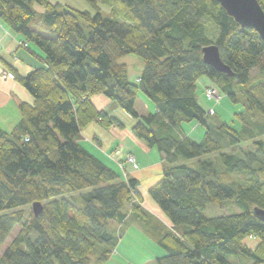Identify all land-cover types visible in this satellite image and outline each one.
Returning <instances> with one entry per match:
<instances>
[{"label":"trees","instance_id":"1","mask_svg":"<svg viewBox=\"0 0 264 264\" xmlns=\"http://www.w3.org/2000/svg\"><path fill=\"white\" fill-rule=\"evenodd\" d=\"M87 1L95 13L50 0H0V22L24 37L22 47L39 63L25 76L15 73L33 102L20 103L12 132L0 127V264H105L122 237L113 224L128 221L164 250L157 264H264V221L255 214L264 210L259 33L243 28L217 0ZM38 18L40 30L32 26ZM211 45L233 76L205 63L203 50ZM127 55L144 61L138 83L119 62ZM203 77L242 103L240 131L199 103ZM140 92L155 112L138 113ZM97 95L135 118L133 134L159 152L163 177L147 194L168 223L144 207L138 179L83 143L90 123L125 128L95 107ZM191 123L203 127L200 141L185 132ZM209 205L228 214L208 218ZM25 207H32L29 217Z\"/></svg>","mask_w":264,"mask_h":264},{"label":"rangeland","instance_id":"2","mask_svg":"<svg viewBox=\"0 0 264 264\" xmlns=\"http://www.w3.org/2000/svg\"><path fill=\"white\" fill-rule=\"evenodd\" d=\"M59 1L69 2V0L67 1L59 0ZM70 1L75 2L77 0H70ZM80 1L84 3V7L85 5L87 6L86 10L90 11L91 13H95L96 11L95 8L91 4H89L87 0H80ZM52 2H54V4L56 3L55 0H53ZM101 8H102V11H104L105 13L108 12V10L104 8L103 6ZM34 9L37 12L41 13L43 10V7L39 6L38 4H35ZM75 9L83 10V8L81 9L75 8ZM39 21H40V18H38L32 24L33 28H39V30L41 29V24ZM31 48L33 50L36 49V47L33 45H31ZM20 51H22V53H24L25 55L28 54L25 48H22ZM119 62L127 65L129 81L133 83H138V79L141 77L144 71V68H145V64L142 58L137 55H127L121 58ZM2 77H3V74H2ZM206 85H209V86H206ZM209 87H213L217 90V91L215 90L216 93H215V96L213 97V100H209L206 96V90ZM197 95H198L199 103L206 110L210 111L211 116H214V118L218 119L220 122L227 123L234 130H237V131L241 130L242 122L238 118V115L244 112V107L242 103L233 102L228 96L221 93L218 86L215 85L207 77H203L199 80ZM140 96L147 98L146 95L142 92H140ZM114 105L115 106H113L109 110L111 112L110 114L122 120L126 124L125 128L126 126H128L129 128H132L137 120H135V118H133L131 115L125 112L117 104H114ZM20 117H21L20 111L14 106L10 105L9 107L0 110V125L5 130L12 132L14 130L13 129L14 122L20 119ZM186 126H187V129L190 131L189 124H186L185 127ZM111 128H118V127H111ZM118 129H121V128H118ZM200 129H202L200 131V134L201 133L203 134L204 133L203 127L201 126ZM105 130H109V129H105ZM200 134L199 132H192L191 137L193 139H200L201 138ZM261 139H264V137ZM118 150H119V147L113 150L109 154L108 158L116 159L117 157L116 153ZM139 154L142 155L141 156L142 162L140 160L137 162L138 169H135V172H134L133 166L130 165V166H127V168L129 169L128 171H131L133 172V174H135L134 177H137L140 179V182H141L140 190L144 194V196L147 197L148 199L147 202L144 203V207L148 209L152 214L155 215V210H154L155 208L153 207V205L157 209L158 207L151 200L147 192L154 184L160 181L161 178L163 177L164 165L160 164V158L158 156L159 152L156 149L153 150L152 154L142 153V152H139ZM143 160H145V163L153 164L154 166L152 168H145V163L143 162ZM111 166L115 167L114 164H111ZM123 175L125 177H129L127 172L123 173ZM237 177L238 179L244 178L243 176H237ZM237 177H233V178L236 179ZM24 209L26 210L27 217H29L30 215L29 212H30V209H32V207H25ZM204 214L208 218L220 217V216L227 215L228 210L221 209L217 205H209L205 209ZM158 218L161 219L162 221L167 222L165 219H163L162 216H158ZM113 227L117 229L118 232H120L121 230L122 237L119 241L118 246L116 247V249L110 256L109 260L105 264H157V259L159 257H162L165 254L164 250L149 235H147L137 223L128 221L127 225L123 226L122 228L118 226L117 224H113ZM18 232H19V228H16L11 234V236L9 237L6 245H8L16 237ZM247 243L250 246L254 247L258 243V241L249 240ZM93 257L94 255L92 254L91 258ZM232 260L236 262L239 259L233 258Z\"/></svg>","mask_w":264,"mask_h":264},{"label":"crops","instance_id":"3","mask_svg":"<svg viewBox=\"0 0 264 264\" xmlns=\"http://www.w3.org/2000/svg\"><path fill=\"white\" fill-rule=\"evenodd\" d=\"M50 1L52 2L53 0ZM55 1L56 3H61V4L64 3L63 5H67L70 7L72 6L78 9L83 8V10H86L87 7L86 5L84 7V3L80 0H77L75 2H71L70 0L69 2H63L59 0H55ZM23 42H25L23 36L15 35L11 33L0 22V110L7 108L10 105L14 106L19 110V105L21 102H26L30 104L33 102L32 96L16 81V79L5 80L2 77L4 71H11L18 75L25 76L31 70H33L35 67L39 65L35 56H33L26 48L25 50H27L28 52L27 55H25L24 53H22V51H20L22 48H24L22 47ZM31 50L38 51L37 49L33 50L32 48ZM93 103L97 109L105 110L108 113H111L109 110L113 106H115L113 102H111L103 95L94 96ZM136 109L140 115H145L148 113L155 112L156 106L151 100L143 96H140L139 94L136 103ZM20 119L14 122L13 129L20 121ZM189 126H190L189 127L190 131L187 129V126L185 127L186 130L185 132L189 137H191L192 132H199L200 134V131L202 129H200L201 126L199 124L191 123L189 124ZM131 130L132 128H129L128 126H126L125 129L111 128L109 130H105L102 127H100L96 122H93L87 125L82 130L81 134H82V141L87 148L93 150L98 156L114 164V166L121 172V174L127 172V174L130 177L136 178L140 182L139 178L134 177L135 174H133V172L128 171L129 169L127 168V166L130 165L124 163V158L128 154H133L136 157L137 162L139 160L142 162L141 160L142 155H140L139 152L152 154L154 149L149 148L144 142L137 139ZM200 135H201L200 139H194V140L200 141L204 133L203 134L201 133ZM118 147L121 151L119 156L116 157V159L108 158L109 154ZM158 156L160 158V164H163L160 154ZM143 162L145 163V160H143ZM153 166H154L153 164L145 163V168H152ZM133 171L135 172V169H133ZM140 187H141V182H140ZM153 207L155 208L154 209L155 216L157 217L162 216L159 209H157L154 205Z\"/></svg>","mask_w":264,"mask_h":264},{"label":"water","instance_id":"4","mask_svg":"<svg viewBox=\"0 0 264 264\" xmlns=\"http://www.w3.org/2000/svg\"><path fill=\"white\" fill-rule=\"evenodd\" d=\"M227 14L235 19L243 28L254 29L264 41V10L258 0H217ZM204 61L220 73L233 76V72L226 66L220 56L216 45L205 47L203 50ZM36 216L42 211L41 203L33 204ZM255 214L264 221V210L255 208Z\"/></svg>","mask_w":264,"mask_h":264},{"label":"built area","instance_id":"5","mask_svg":"<svg viewBox=\"0 0 264 264\" xmlns=\"http://www.w3.org/2000/svg\"><path fill=\"white\" fill-rule=\"evenodd\" d=\"M3 78L5 79H10V80H15L16 77H15V73L11 72V71H6L3 73ZM216 89L213 88V87H209L207 90H206V96L209 100H213V97L215 96V91ZM120 149L117 151L116 153V156L118 157L119 154H120ZM124 163L127 164V165H131L134 167V169H138V165H137V160H136V157L133 155V154H128L126 155V157L124 158Z\"/></svg>","mask_w":264,"mask_h":264}]
</instances>
